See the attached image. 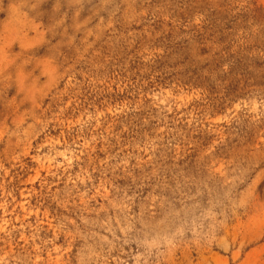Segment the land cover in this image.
<instances>
[{"label":"rangeland","instance_id":"rangeland-1","mask_svg":"<svg viewBox=\"0 0 264 264\" xmlns=\"http://www.w3.org/2000/svg\"><path fill=\"white\" fill-rule=\"evenodd\" d=\"M0 264H264V0H0Z\"/></svg>","mask_w":264,"mask_h":264}]
</instances>
